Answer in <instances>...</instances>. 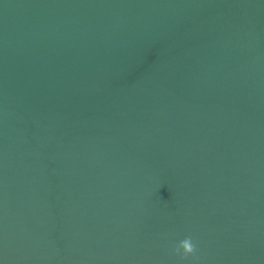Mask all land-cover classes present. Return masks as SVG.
<instances>
[{"label": "water", "instance_id": "obj_1", "mask_svg": "<svg viewBox=\"0 0 264 264\" xmlns=\"http://www.w3.org/2000/svg\"><path fill=\"white\" fill-rule=\"evenodd\" d=\"M0 264H264V0H0Z\"/></svg>", "mask_w": 264, "mask_h": 264}, {"label": "clouds", "instance_id": "obj_2", "mask_svg": "<svg viewBox=\"0 0 264 264\" xmlns=\"http://www.w3.org/2000/svg\"><path fill=\"white\" fill-rule=\"evenodd\" d=\"M196 245L193 243L191 237H186L173 249L174 255H179L181 260L192 256L196 252Z\"/></svg>", "mask_w": 264, "mask_h": 264}]
</instances>
